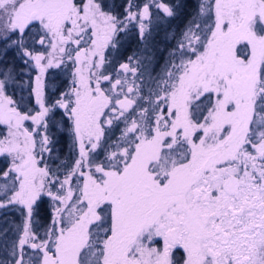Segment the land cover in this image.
<instances>
[{"label":"snow or ice","instance_id":"obj_1","mask_svg":"<svg viewBox=\"0 0 264 264\" xmlns=\"http://www.w3.org/2000/svg\"><path fill=\"white\" fill-rule=\"evenodd\" d=\"M122 7L0 0V209L23 216L0 264H264V0ZM181 15L153 76L147 41ZM130 28L145 48L108 72Z\"/></svg>","mask_w":264,"mask_h":264},{"label":"trees","instance_id":"obj_2","mask_svg":"<svg viewBox=\"0 0 264 264\" xmlns=\"http://www.w3.org/2000/svg\"><path fill=\"white\" fill-rule=\"evenodd\" d=\"M109 6H115L116 12L118 14L123 13V5H126L127 0H105ZM145 0H133L135 4H143ZM174 2L182 3L184 5L182 11L183 13H190L193 11L197 0H174ZM135 11V9H133ZM183 15L178 18L170 21L167 24H160L158 27L153 28L152 36L147 41V48L152 53L153 59L150 65H147V72L151 73L153 76H156L161 72L165 60L167 58L168 50L173 48L175 41L171 40V33L176 32L178 35V30L182 27ZM166 34L168 39H166ZM31 42V41H30ZM145 48V44H142L137 38L136 31L134 28H130L128 33L120 34L119 36V45L116 49H106V56L108 57L111 64L107 66L108 72H112L114 69L118 68L120 63H125L128 60L129 56L134 54H139L141 49ZM9 61L13 59V53L10 51L6 57ZM19 65V62L17 61ZM22 67V66H21ZM72 71L71 66H69L66 71L64 68L61 69H51L45 76L46 83V94L49 96L53 95V89L55 88L56 95L60 91H64L68 88L71 81L70 72ZM143 72L144 69H141ZM35 76V72L31 73V76L25 75L19 78L20 81H24V88L21 90L20 87L12 86L8 89L9 94L14 95V99H19L21 95L24 96L25 102L28 100V81L32 80ZM128 79L131 80L132 77L129 75ZM107 87V85H105ZM31 106V105H30ZM120 128L123 127V124L119 125ZM2 131V129H0ZM115 136L119 135L117 129H113ZM64 146L62 152L59 153L60 160L56 163L65 162L69 159L68 157V138L64 136L60 143L57 145ZM102 156V153H101ZM8 161L5 157L0 156V167H6ZM23 221V216L18 209V207H10L6 209H0V245H2L3 240H11L15 238L16 235V225H20ZM4 230H7V235H3ZM3 257V250L0 247V258Z\"/></svg>","mask_w":264,"mask_h":264},{"label":"rangeland","instance_id":"obj_3","mask_svg":"<svg viewBox=\"0 0 264 264\" xmlns=\"http://www.w3.org/2000/svg\"><path fill=\"white\" fill-rule=\"evenodd\" d=\"M3 47V45L2 44H0V48H2ZM19 62V61H18ZM59 149H61V151L60 152H62L63 151V149H64V146H60L59 145ZM103 155V154H102ZM6 167H7V165H6Z\"/></svg>","mask_w":264,"mask_h":264}]
</instances>
